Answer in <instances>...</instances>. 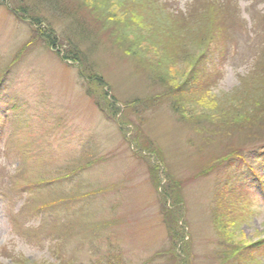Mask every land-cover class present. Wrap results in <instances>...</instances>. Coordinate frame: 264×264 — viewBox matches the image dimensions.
Returning <instances> with one entry per match:
<instances>
[{
    "label": "rangeland",
    "instance_id": "rangeland-1",
    "mask_svg": "<svg viewBox=\"0 0 264 264\" xmlns=\"http://www.w3.org/2000/svg\"><path fill=\"white\" fill-rule=\"evenodd\" d=\"M19 2L0 0V126L15 99L47 165L89 168L0 201V264H264V120L249 129L232 98L264 75V0H231L223 23L219 0ZM205 7L209 60L187 68L176 39L156 48L160 21ZM260 143L245 164L226 157ZM58 196L71 197L59 212L16 217ZM43 222L52 232L25 237Z\"/></svg>",
    "mask_w": 264,
    "mask_h": 264
},
{
    "label": "trees",
    "instance_id": "trees-1",
    "mask_svg": "<svg viewBox=\"0 0 264 264\" xmlns=\"http://www.w3.org/2000/svg\"><path fill=\"white\" fill-rule=\"evenodd\" d=\"M219 1H221V3L216 9L219 10L216 17L217 18L220 17L218 19L219 23L220 22L223 23L225 22V18L229 14L227 9H228V4L231 2V0H219ZM17 2H19V0H17ZM212 7L213 6H210L211 9H213ZM207 9L208 7H205L201 11H199L202 15L200 19L194 20L191 17H188L183 22L180 20L179 23H177V21L174 18L168 21L167 20H163L162 22L160 21V23H158L157 25L159 29H161L157 35L158 37L157 45H159L160 48L157 45L156 48H158L159 50H163L162 46L164 43L167 45L169 41H174L176 39L179 44L178 47H181L180 54L185 56L188 55L190 52H192L191 54L192 60L190 61L187 68L193 69L195 66H197L198 62L209 60L211 57L210 56L211 53L215 49L212 48L211 50L208 49L214 37L211 35L213 29L209 24ZM209 13L212 14V12ZM51 44L53 47L55 46L54 40L52 41ZM207 57H209V59H207ZM258 58H259L258 56L251 57L249 61L250 64L252 62L257 63ZM65 60L68 59L65 58ZM186 60L187 57H184L182 59V62L184 63ZM188 73L189 72H186L182 76L186 78L188 76ZM199 73H200L199 71L197 72V74L193 72V74H196V76ZM195 77H193L192 80H194ZM259 78L261 81L253 80L251 84L249 85L248 83L245 84L247 85V87H249V89H247L248 92L243 93V91H241L240 95L232 97L235 101L240 102L239 103L241 107L239 108L241 112L240 122L246 125L249 129L254 125H257L258 123H261L260 122L261 119L264 120V111H262L261 109V108L264 109L263 73L262 75H260ZM91 81L92 83L95 84L97 83L99 85L102 84V80L96 78L95 76H93ZM179 84H181V82L177 83V85ZM7 100L9 101L6 102L7 107L5 108L6 112L3 118V120L5 121L4 124H2L3 126H0V148H2L1 153L3 156L2 158L3 163H7L10 166L13 165L12 174H14V178L17 182L13 183V185H11L10 183H5L6 179L8 178L3 175L0 176V200L2 201V205L5 209H6L5 206L10 201V196H18L20 194H29V193H40V191L58 187L59 184L63 183L65 180L72 181V179H75L74 177L81 176L82 173L87 171V169L89 168L88 167L87 169L82 170L83 168H81L80 166H82L83 164L77 167L75 166L76 164L75 160L71 162L69 166L62 164L57 168H52L53 165L49 164L50 165L49 167V165H47L46 162H44V158L40 157L42 153L36 148L38 146L37 143L38 140H35L33 138L34 133L30 129L29 124L27 123L24 124L25 120L22 119L21 117L22 115L17 113V111L21 109V107L17 105V100L15 99L13 100L9 98ZM12 113H14L15 115L12 116ZM9 114L11 115L9 116ZM254 130L257 129L254 128ZM260 145L263 146V144L261 143ZM237 155L239 154L235 150L233 151V154L226 157H228V161H230L233 157ZM31 161L35 163L38 162L39 163L38 165H35L31 163ZM78 164H81V161ZM25 168L27 169L26 171H24ZM51 169L54 171H51ZM79 193L80 192L76 193L73 196L72 198V201L74 200L73 203L75 201L85 198L84 195H79ZM66 197L68 196H58L56 200L53 203H51V205L45 202L34 204V202L30 200L32 197H30L29 199H25L23 203L20 205L16 217L18 218L19 216H24L27 213L29 215L31 214V215H37L43 217V215L46 214L47 212L49 214L59 212L60 210H62V208H65L68 205L66 203V200L71 197L68 198ZM85 211H86L85 208L83 209L82 207H80L79 210H77L73 216H79V215L84 216L83 213ZM87 225H89V223ZM50 228L51 226L49 225L48 227H46V223L44 222L40 223L37 226V228L31 227L30 229H28L26 231L27 234H25V237L32 241L34 240L38 241L39 239L38 236H41V234H44L47 231L49 234V231H51ZM85 230L86 232L93 235H96L97 233V231H94L92 226H85L82 229V231ZM35 234H37L38 236ZM44 239L47 241H51L48 237V238H42L41 242L44 241ZM54 239L55 238L52 237V242Z\"/></svg>",
    "mask_w": 264,
    "mask_h": 264
}]
</instances>
